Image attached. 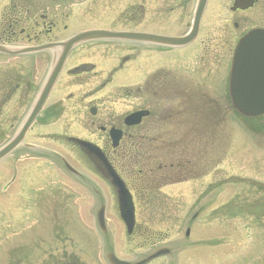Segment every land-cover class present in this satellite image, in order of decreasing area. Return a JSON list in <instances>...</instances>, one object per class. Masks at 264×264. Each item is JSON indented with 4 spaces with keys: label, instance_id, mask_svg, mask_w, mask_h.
I'll use <instances>...</instances> for the list:
<instances>
[{
    "label": "flooded vegetation",
    "instance_id": "obj_1",
    "mask_svg": "<svg viewBox=\"0 0 264 264\" xmlns=\"http://www.w3.org/2000/svg\"><path fill=\"white\" fill-rule=\"evenodd\" d=\"M198 1L0 0V46L24 49L58 44L90 30L181 37L191 27ZM233 2L234 0H206L196 36L184 47L160 48L142 42L100 38L86 42L67 55L64 63L67 66L66 77H79L86 92L90 80H95L92 93L99 94L113 78L128 74L133 80L130 85L134 93L133 99L141 102L137 106L138 110L149 112L148 117L141 119L139 126L132 128L135 131L144 126V130L148 131L140 137L141 140H201V110L232 108L227 97L226 83L233 42L237 34L240 35L247 29L244 25L248 23V12L252 11L254 16L260 14L264 0H254L252 8L244 11H233ZM228 4L229 22L225 20V16H221L220 22H203L208 8L214 5L221 13ZM87 20L96 23L101 20L102 26L88 28L84 26ZM230 22L234 30L224 27ZM65 32L69 33L61 35ZM60 50L55 47L21 55L0 53V142L8 141L16 133L41 90L42 78L47 68ZM94 57L98 66L93 63ZM97 100L91 104L97 103ZM56 104L50 103L47 108L56 109ZM41 116L40 113L36 117L23 140L41 137L39 127L48 119L47 114ZM89 122L91 125L100 123V115L95 112L89 117ZM191 123H194V132L185 129ZM132 137L137 138L138 135L133 133ZM24 148L20 146L17 151L23 153ZM44 203L46 207L51 205L50 202ZM142 233L134 230L128 237L129 242L136 245L140 238L137 234Z\"/></svg>",
    "mask_w": 264,
    "mask_h": 264
},
{
    "label": "rangeland",
    "instance_id": "obj_2",
    "mask_svg": "<svg viewBox=\"0 0 264 264\" xmlns=\"http://www.w3.org/2000/svg\"><path fill=\"white\" fill-rule=\"evenodd\" d=\"M206 15L208 17H205ZM206 15L203 22L221 21L225 10L219 13V10L213 5L208 8ZM101 24V20L100 23L87 20L84 26L89 28ZM68 33L65 32L61 35L65 36ZM95 60L96 57L93 58V63L98 66L99 64ZM43 70L44 66H42L41 74ZM63 72L59 76L52 97L50 96L47 104L48 106L50 103L61 101L62 113L57 118L58 120L51 125H40L41 138L36 141H28L44 148L46 151L42 154L47 158H35L24 154V156L20 155L19 159L16 156H11L0 163V182L6 177L0 186V264H4L5 261L4 247L8 243L12 245L17 240L16 236H21L23 245L29 247L32 246V243L41 242V237L44 241H50L52 244V240L48 238L51 231L50 225L46 220H40L36 216L32 198V191L47 187L58 190L65 189L67 193L69 200L66 201L64 207H57L56 214H54L56 223L51 221V227L60 228L63 226L68 231L71 250L78 261L83 264H106L107 262L105 258L107 251H105V244L101 238L100 244H98L95 220L96 211L100 206L96 193L99 192L100 197L101 191H103L102 198L105 205L108 243L116 257L126 261H135L147 255L150 252V247L134 250L125 241L124 226L119 220L115 197L109 186L106 182L101 181L100 177L91 171L88 165L79 161L65 141V138L75 137L92 143L97 142L98 146L101 144L96 138L97 131L95 130L93 133L94 129H91L89 124L88 107L84 109V106L96 98L90 96V99H85V87H71L76 85L73 83L74 76L66 77ZM93 85H95V80H90L88 91L93 89ZM122 85L123 83L119 86L120 92ZM108 90L104 95L105 103H101L99 112L104 122H117L121 115L141 103L131 99L132 97L121 98L123 91L119 92V95L114 93L117 90L112 91L111 88ZM69 93L78 97L84 96L78 104L82 106L79 107L80 109H72L73 104L64 102V98ZM227 122L230 123V120ZM101 123L103 122L101 121ZM249 138L252 141L250 146L249 139H246L243 133L237 134L233 142L230 143L232 148H229V153L227 150L226 156H223L220 162L216 160L217 166H215V159L211 163L208 162V159L214 148L221 146L224 148V143L216 140L213 142L180 143V147L185 148L183 155L193 163L189 169L196 170L197 165L200 164H204V167L196 170L194 180L167 186L161 190L166 198L164 201H159L158 206L161 207L159 209H163L164 214L159 218L156 217V221H149L148 226L151 227L152 232L162 233L164 231L168 233V240L164 241V244L171 249L172 253L165 256L163 262L169 261L174 264H261L262 256L264 257V227H259L251 219L226 218L221 212L222 208L226 206L225 203L241 193L242 188V192L256 195L251 183L264 181V173L260 170L261 164H259L261 160H259L256 150L260 137L250 134ZM172 144V142L168 143V150H166L169 155L172 153ZM54 154L65 159L80 173L83 179L81 185L77 183L80 180L62 169L60 163L53 157ZM203 171L209 173H202ZM166 173L170 174L171 171ZM202 174H206V176L202 177ZM231 177L237 179H234L235 182L241 179H248V181L246 180L247 183L240 181L244 186L233 182L227 183L226 179ZM7 182L9 185L6 184ZM163 183L166 184L164 180ZM215 183L222 184L215 185ZM21 184L24 189L20 187ZM57 199L60 201V198ZM249 201L251 200L249 199ZM216 211H219V214L216 215L217 220L213 216ZM195 214L197 217L193 220ZM191 219L193 222L189 226L187 222ZM136 222L141 225L147 224L139 216L136 217ZM187 228H189V234L187 237H183ZM4 235L7 237L4 238ZM5 241L8 243L5 244ZM65 244L66 242L60 245L64 247ZM58 254L43 253L37 257L40 256V260H46L48 256ZM37 257L35 256L34 260L40 261Z\"/></svg>",
    "mask_w": 264,
    "mask_h": 264
},
{
    "label": "water",
    "instance_id": "obj_3",
    "mask_svg": "<svg viewBox=\"0 0 264 264\" xmlns=\"http://www.w3.org/2000/svg\"><path fill=\"white\" fill-rule=\"evenodd\" d=\"M55 75L56 72L52 74L50 83ZM230 83V96L234 108L238 112L250 117L264 114V32L252 31L238 42L232 61ZM42 101L43 100L39 101L35 111L38 110ZM30 120L31 118L28 120L27 124ZM23 130L19 133L20 135ZM18 141L19 138H16L4 147L0 151V158L8 154L10 150L16 146ZM114 183L118 187H121V184H119L116 178H114ZM119 211L121 219L126 225L127 230L130 232L133 227V208L129 197L126 192H124L123 188L119 195ZM97 218L100 227L104 229L101 211L98 212ZM164 252L167 251L162 250L159 254ZM108 260L112 264H124L114 259L111 254L108 255Z\"/></svg>",
    "mask_w": 264,
    "mask_h": 264
}]
</instances>
